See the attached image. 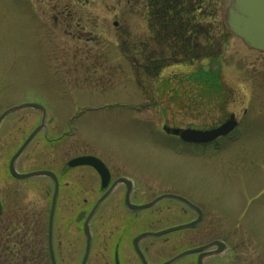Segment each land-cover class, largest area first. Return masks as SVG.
<instances>
[{
  "label": "rangeland",
  "instance_id": "374dc122",
  "mask_svg": "<svg viewBox=\"0 0 264 264\" xmlns=\"http://www.w3.org/2000/svg\"><path fill=\"white\" fill-rule=\"evenodd\" d=\"M225 2L217 0L216 18L202 25L204 34L196 47L202 59L196 72L168 73L169 79H185L191 103L161 105L149 101L151 80L141 68L131 67L128 55L129 46L146 38L143 0H0V113L25 103L39 104L46 112L45 128L17 159L15 169L21 174L52 170L58 179L53 220L58 264H79L84 212L101 193L99 177L91 169L66 166L84 155L101 160L111 180L133 181L134 205L170 194L203 210L201 223L193 229L140 241L150 264L214 240L224 241L226 249L205 258L204 264H264V56L259 59L230 34L222 14ZM209 52L220 55L219 60L204 59ZM202 66L217 72L205 74ZM214 81L218 90L212 88ZM254 85L246 135L238 145L222 151L182 149L163 135L166 124L185 127L218 120L224 112L216 113L214 102L242 100ZM204 101L208 104L202 105ZM203 106L211 115L202 112ZM40 120L38 109L26 107L0 125V228L18 224L32 264H50L47 224L53 183L42 176L19 180L9 172L12 156ZM124 192L119 185L92 217L87 264H95L96 258L110 261L115 251L122 260L137 258L134 236L196 217L173 199L129 213ZM172 264H196V255Z\"/></svg>",
  "mask_w": 264,
  "mask_h": 264
},
{
  "label": "water",
  "instance_id": "95a60500",
  "mask_svg": "<svg viewBox=\"0 0 264 264\" xmlns=\"http://www.w3.org/2000/svg\"><path fill=\"white\" fill-rule=\"evenodd\" d=\"M223 15H224V21L226 23V26L233 36L240 38L242 42L250 49L264 51V0H227L224 4ZM114 25H116V23H114ZM26 107L39 109L42 112V119H41L40 124L32 130V132L27 136V138L24 140V142L21 144V146L12 156L9 162V171L12 177H14L15 179H19V180H23V179H27V178H31L35 176H47L52 179L54 183V190H53V195H52L51 205H50V212H49V217H48V252H49L51 263L56 264L54 253H53V247H52V224H53V215H54L56 197L58 193L57 178L54 175V173H52L51 171L41 170V171H34V172L25 173V174H20L16 172L14 168V164L17 158L21 155V153L26 148V146L30 143V141L35 137V135L44 126L45 112L43 108L37 104H24V105L16 106V107H13V108H10L4 111L0 115V124L3 118L9 113L18 111ZM232 128H233V124L229 126L228 124H226L217 129H214L212 131H206V132L195 131V130H179V129H171L170 131V129L168 128H164V130L166 132L170 131L174 135H179V137L183 141H186V142L206 143V142L213 141L219 136L226 135L229 131L232 130ZM83 165L92 167L98 173L100 177L102 189L108 186V183L110 180V174L107 168L105 167V165L99 159L92 157V156H81V157L73 158L67 162L68 167H77V166H83ZM120 183H123L127 189L125 199H124V204H125L126 209L129 211L137 212V211H141L144 209H148L162 199L173 198V199L183 202L184 204H186L188 207H190L197 213V218L189 223L170 227L165 230L158 231V232H143L135 236L132 240V245H133L135 252L142 260L143 264H147V262L145 261V258L142 255L138 247V242L141 239H144L145 237H159V236H162V235L174 232V231L194 228L201 221L202 213L200 209H198L196 206L191 204L186 199L179 197V196L164 194L146 204H142V205L131 204L129 201V195L132 190V183L125 178H119L115 180L111 184V186L106 190V192H104V194L97 200L94 207L92 208V210L90 211V213L87 215V217L84 220L83 231L86 236V245H85L83 258L80 264H85L88 258V255H89L90 242H91V236H90V231H89V221L91 217L93 216L98 205ZM1 212H2V206L0 203V214ZM213 246H216L215 250L206 251L207 249ZM224 249H225V245L222 242L213 241L207 245L193 248L190 250H186L163 264H171L172 262L178 260L179 258L187 256V255H191V254H198L197 264H203L202 260L204 257L210 256V255H218L222 253Z\"/></svg>",
  "mask_w": 264,
  "mask_h": 264
},
{
  "label": "flooded vegetation",
  "instance_id": "af4514ba",
  "mask_svg": "<svg viewBox=\"0 0 264 264\" xmlns=\"http://www.w3.org/2000/svg\"><path fill=\"white\" fill-rule=\"evenodd\" d=\"M146 25V38L145 40H141V42L136 43L133 46H129L130 50L132 52H129V57H130V64L131 67L138 70L142 69L148 76L149 79L151 80L150 86H149V101H152V104H161V105H179V104H189L192 101L193 97L191 96V90L187 89V87H184V80L177 78H168V73H173L178 75L180 72H188L189 74H194L196 72V68L202 59L201 51L197 49L196 47H199L198 41H199V36L197 39L193 42L194 44L192 45L191 48H188L185 52H167V49H164L165 51H161L157 48H155L156 45V40L159 38V36H162V38L167 39V36H164L162 33L156 34L152 30H150ZM145 44L146 48L143 49L142 45ZM123 45V44H122ZM222 50H224L222 48ZM254 51V50H252ZM210 52H214L210 50ZM208 53L204 56V59L206 58H212V61H218L220 58V55ZM224 52V51H223ZM255 55L257 57L264 56V51H254ZM204 66H202L201 70L203 69ZM133 70V69H132ZM136 70H133V76L132 78L135 80L137 75L134 73L137 72ZM211 71L216 70L208 68L206 71V74L211 73ZM179 72V73H175ZM187 75L186 78H189L190 75ZM193 78V76H192ZM194 80V79H193ZM136 81V80H135ZM199 82V80H198ZM195 83V82H193ZM176 84V85H175ZM171 85V87H170ZM212 88L215 90H218L217 85L218 81H214L211 83ZM256 91L255 85L252 86V88L249 90V93L246 92L242 100H236L234 98H228L224 99L222 102H214V110L217 113L218 110L221 112H224L223 116L219 118L218 120H214L212 122L209 121V123H204L201 125H196V126H185L181 127L179 125H173V126H168L170 128H176V129H193V130H198L202 132L206 131H212L214 129H217L223 125L228 124L232 125L233 128L231 131H229L226 135L220 136L217 139H215L212 142L208 143H200V144H187L183 143L181 139L178 136L172 135L171 133L169 134H164L166 137L173 139L175 142V146L178 148L182 149H192V150H202V151H211V150H216V151H222L225 150L229 147H232L233 144H239L243 140V137L246 135L245 132V125H246V120L247 116L249 115V107H248V102L250 99H252V95H254ZM154 97V98H153ZM220 100V99H219ZM204 101L202 105H207ZM211 105V103H209ZM151 105V104H149ZM209 105V106H210ZM208 107L203 106L202 107V112L206 113L207 115H211L212 111L211 109H207ZM167 125V124H166ZM165 125V126H166ZM238 142V143H237ZM95 174L96 172L90 168ZM112 180H110V183ZM123 185V184H122ZM118 187V186H117ZM116 187V188H117ZM124 187V195L126 193V188ZM115 188V189H116ZM124 195H123V200H124ZM132 195V194H131ZM98 199V198H97ZM83 204H87V200H83ZM95 202L90 206V208L84 212L85 214L92 209L94 206ZM101 204L98 206L96 209V213L99 211ZM124 206V204H123ZM126 210V208L124 207ZM127 211V210H126ZM82 212V211H81ZM79 212V216H82L83 213ZM89 258L86 261V264L88 263ZM132 260H137L136 262H132ZM142 264L141 260L137 257L135 258H130V257H124L122 260L121 258L116 257V251L114 252L113 257L111 258L110 261H105L100 258H96V263L95 264ZM149 263V262H148ZM150 264V263H149Z\"/></svg>",
  "mask_w": 264,
  "mask_h": 264
},
{
  "label": "trees",
  "instance_id": "16d2710c",
  "mask_svg": "<svg viewBox=\"0 0 264 264\" xmlns=\"http://www.w3.org/2000/svg\"><path fill=\"white\" fill-rule=\"evenodd\" d=\"M142 6L148 28L167 36H159L155 48L167 52L191 48L197 37L203 36L202 25L207 19L216 18L218 8L217 0H143ZM22 233L18 224L0 228V264H32V257L24 253Z\"/></svg>",
  "mask_w": 264,
  "mask_h": 264
}]
</instances>
